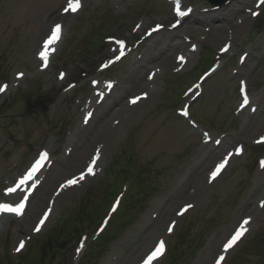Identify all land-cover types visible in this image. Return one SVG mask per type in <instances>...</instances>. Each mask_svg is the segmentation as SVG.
I'll return each mask as SVG.
<instances>
[{
    "label": "rangeland",
    "instance_id": "obj_1",
    "mask_svg": "<svg viewBox=\"0 0 264 264\" xmlns=\"http://www.w3.org/2000/svg\"><path fill=\"white\" fill-rule=\"evenodd\" d=\"M72 1L74 0H0V88L4 89L0 91V202L16 204L22 195H15L9 200L5 196L8 187L24 175L37 156L46 151L50 152L52 160L60 161L64 157L67 162L54 163L48 171L44 187L48 188L49 193L54 194L68 180L79 177L86 165L79 170L68 162L72 150L70 142L79 140L77 135L80 132L81 138L87 134L83 133V128L78 132L77 129L82 124V108L94 90L95 79L106 81L109 77L121 76L125 84L123 86L131 88L132 84H137L147 69L145 65L148 59L158 57L162 54L160 50H164L160 44V36L149 41V51L137 49V46L144 36L158 26H170L173 23L171 15L175 10V4L170 0H82L80 11L69 18L64 26V38L58 49L56 52L50 50L51 54L47 53L44 42L55 23L60 21L56 19L46 25L47 17L56 14L66 3ZM183 1L189 5H198L203 12L215 11V7L205 0ZM238 1L242 0H233L232 3ZM251 2L252 13H248L249 18L234 35L232 44L228 45L230 52L222 54L219 42L205 39L204 35L195 32V26L198 25H191L194 18L186 22L187 25L180 33L188 42H193L194 50L196 49L193 59L180 66L162 69L160 75L153 79V92L150 96L126 113L122 131L103 144L105 150L100 156L98 172L78 181L77 188L67 198L62 197L55 202L50 217H46L47 220L38 232L35 228L38 219L40 221L42 218L39 207L44 209L47 206L39 204L38 199L31 203L25 219L16 218L3 224L0 232V260L7 255V251L13 257L23 254L30 242L42 238L64 217L73 213L79 199L85 197L88 190L96 187L99 190L91 194H101L100 189L112 164L125 162L127 155H131L137 158L139 166H149L154 172L157 170L158 176L154 173L155 182L152 187L154 195L141 210L137 220L126 225L122 234L108 246L107 252L96 264H143L156 244L160 241L166 244L172 241L173 244L177 234L182 230L187 232L186 226L192 230L194 242L197 238L204 242L199 243L200 250L183 261L184 264L212 263L211 252L216 236L232 230L237 213L255 197L258 181L264 177V171L260 169L251 172L253 161L250 156L251 147L264 132V124L260 131L255 128L244 129L245 112L240 116L239 110L235 113L241 107L240 81L233 80L232 77L233 68L239 67L240 52L248 47L255 48L257 55L264 52V48L261 51V47H264V31L261 32V28L254 32L260 16L258 12L264 11V3L254 9L255 0ZM229 3L220 8L233 9L234 6ZM219 21H216L217 28L221 26ZM95 29L101 30L104 37L97 40L92 38L90 33ZM121 41L123 44L119 43ZM189 45L192 46V43ZM118 49L126 52L134 50L133 56L141 58L140 62H133L132 58L125 61L119 58L112 66L113 63L109 64V61L121 56ZM42 52L47 53L46 59L42 58ZM208 54L210 57L218 56L217 62L221 61L223 67L205 81V92L192 103V117L187 118L181 114L183 104L188 101V93L185 91L201 73L195 74L194 78L184 74ZM250 63L252 66L249 68L243 66L245 72H252L255 62L252 60ZM151 68L153 66L149 65L148 69ZM261 68L259 74L250 79L248 84L251 96L253 93L264 92V65ZM251 75L250 73L249 76ZM182 89H185L184 92ZM25 92L30 93V97L24 95ZM40 98L45 105V109L41 106L42 112L36 108ZM3 106L9 107L8 110L2 111ZM107 106L108 104L103 105V109ZM174 107L181 110L177 111ZM262 109L258 110L260 114L263 113ZM196 118L208 127L198 123V126L191 124ZM230 122L231 127H234L231 134L235 133L237 136L244 130L243 138L239 139L245 145V153L231 161L216 183L207 186L192 199L194 207L185 215L178 218L170 215L161 217L155 226L145 224L153 203L170 190L173 179L182 171L185 162L199 153L197 150L203 145L200 130L212 133V141H215L220 135H224L220 133L222 129L230 128ZM96 131L97 126H93L88 132V140ZM191 141L196 143V147L190 152L187 146ZM226 148L225 145L219 147L216 154L226 151ZM191 171L198 172L194 168ZM53 198L48 194L45 202L48 204ZM170 210L172 213L175 211L173 206ZM131 212L133 216L134 212ZM172 222L175 223V231H169ZM263 227L264 209L257 216L251 217L246 238L228 253L225 264H243L245 258L251 256H244L246 251L242 250L245 244ZM92 238L91 232L85 237L84 253ZM20 241H24V247L17 251ZM259 245L260 243H256V249ZM78 247H71L67 251L64 264L81 262L84 253L78 256L82 246ZM216 255L217 253L214 258ZM166 256L157 264H171Z\"/></svg>",
    "mask_w": 264,
    "mask_h": 264
},
{
    "label": "bare ground",
    "instance_id": "obj_2",
    "mask_svg": "<svg viewBox=\"0 0 264 264\" xmlns=\"http://www.w3.org/2000/svg\"><path fill=\"white\" fill-rule=\"evenodd\" d=\"M82 3V0H81ZM70 4L66 3L56 14H51L47 17L46 25H48L50 22L60 19L62 22H58L61 24V28L64 27L69 18L74 17V15L77 14V12L72 11L69 7ZM254 5V4H253ZM68 8V11H65V9ZM180 11L184 12V15H178L177 12L173 16L175 18H181L183 23L189 18L191 15L194 16V18H197L196 20H204L207 28H199L195 29V32H198L202 35L209 36L210 40H213L214 42H219L223 48L228 45L232 44V40L234 39V35L238 32V29L243 26V24L247 21L249 18L248 13L252 11V2L251 0H242L238 1L237 4L234 5V8L229 10L224 8L221 11H215L212 13L208 12H201L199 13L200 7L196 6L191 11L188 10V6L179 7ZM226 9V10H225ZM78 11V10H77ZM195 14H200V17H195ZM210 17L215 19L221 18V24H222V33L218 32L214 25V19H202V18ZM182 24L179 25V27L176 30H173V33L168 31L170 33H166L167 31H160L157 35L152 36H146L144 40L141 42V45H139L140 49H143L145 52L149 51L150 45L149 41L153 37L160 36L162 39L160 44L163 46L164 50L161 51V55L158 57H152L148 59V62L145 66H147L146 71L142 74V78L137 81L134 84H132V87L130 86H123L125 85L124 82H122L121 79H118L115 83H107L104 80L97 81L94 84L95 92L90 97L88 102L85 104L84 110V120L83 124L80 123L77 132L83 128V133H87L84 138L82 137V133H78L77 137L79 140H72L70 142L71 146V154H69L68 162L74 166V168L83 169V166L87 165L84 170L86 171L88 166H92L94 172L97 171L99 167V155L104 152L105 150V143H108L109 140H111L117 133L121 132L124 127V120L126 118V113L130 110H133L135 107L139 106L141 102H143L152 92H153V79H156L155 77L160 75V72L162 69L166 70L172 66H177L181 63H183L186 59L187 61L193 56V50L188 47L190 46L188 42L183 39L179 34L178 31L182 29L184 26ZM227 23V24H225ZM186 25V24H185ZM225 29V30H224ZM221 33V34H220ZM212 35V36H211ZM64 34L61 32L59 39L54 43V45L49 46L57 49L59 45L61 44V40L63 39ZM264 42V38L262 39ZM264 44V43H263ZM158 48V47H157ZM264 47H261V51ZM230 52L231 50L228 49ZM142 52V51H140ZM255 48H248L242 55L241 60L243 64H247L246 62L252 60L257 65V69L259 66L264 65V52L261 55H257L255 53ZM125 56L130 57L134 61L140 62L141 58H138L136 56H133L132 50L127 52ZM181 57L183 59H181ZM148 64L152 65L153 68L150 70L148 69ZM248 66H251V63L248 64ZM256 69V70H257ZM262 69V68H261ZM260 69V70H261ZM236 77H246V74L242 72V66H240L236 72ZM110 85V86H109ZM134 88V89H132ZM128 96V99L126 100L125 97ZM139 97L135 103L130 102L133 98ZM108 101V102H106ZM108 104V106L103 109V105ZM259 104L264 105V95H260L256 98V100H253L250 102V109L252 110L253 106ZM115 106V107H114ZM264 114V112H263ZM251 113L248 114L246 120L251 119ZM97 126V131L88 140V132L90 133V130L92 127ZM86 129V130H85ZM87 139V141H85ZM233 138L229 136L228 138H221L218 141H209L205 147H202V150L196 157H192V159L187 162L184 167L182 168V171L179 173L177 178H175L172 182L171 189L167 193H165L164 197L157 200L155 204L153 205L152 209L149 211L147 218L145 220V224L147 225H154L156 223L155 218L161 217L164 213L167 215H171L172 211L170 210V207L173 206V208L176 210L177 205H185L190 203L191 199L198 195L200 190L205 189L207 183L212 182L216 178L212 179L209 174L211 164L216 162L221 163L222 161L227 159L229 160V157H233L237 151V149L232 145L231 142ZM226 143L228 144L225 153L221 152L217 155V149L218 145L220 143ZM223 147V146H221ZM49 156V155H47ZM45 157L43 160V166L40 169V171L37 173L36 178L32 180V182H36L37 187L31 192L30 194V200L28 207L26 209V212L24 214V217L26 218V213L29 208V205L31 202H34L36 199H38L39 204L43 203L42 205H47L44 209L42 207H39V210L44 211V213L48 214V211L52 208V203L50 200L48 201V204L45 202L46 197L48 194L51 195V197H55V201L57 202L62 197L63 199L67 198L69 193H71L73 190H75L76 183L72 185H68L67 183L64 184L59 191L54 194H51V192H48V188L44 187V183L46 180V177L48 175L49 168H52V166L58 163H67L65 161L64 157L57 160H53V162L49 159V157ZM51 157V156H50ZM94 161V163H93ZM226 165V164H225ZM95 168V169H94ZM195 168L196 171H199L197 173H192L191 169ZM225 168V166H224ZM93 170L91 173H93ZM222 175L225 173L226 170L223 169ZM222 177V176H220ZM219 177V178H220ZM218 178V179H219ZM78 178L76 181H79ZM217 180V179H216ZM19 182V181H18ZM15 183L13 189H16L15 192L9 194L10 196H14V194H18L19 192H26L25 184L19 185ZM261 185L263 184L262 181ZM264 188V187H263ZM48 192V193H47ZM261 205H264V194L258 198L253 204V207L249 206L248 204H245L242 209L244 210V214L242 216H239L237 220L240 222L244 220V218L251 216L253 213H255L256 207L259 208ZM55 208V206H54ZM251 214V215H250ZM9 216L13 215H7L1 222H5L9 220ZM23 217V218H24ZM24 218V219H25ZM163 218H165L163 216ZM162 219V218H161ZM30 221L28 220L27 223ZM1 228V227H0ZM1 232V229H0ZM224 233V232H223ZM222 240H217V243L215 244V247L213 248V251L211 253V256H214V253L222 248L223 242ZM213 258V257H212Z\"/></svg>",
    "mask_w": 264,
    "mask_h": 264
},
{
    "label": "snow or ice",
    "instance_id": "obj_3",
    "mask_svg": "<svg viewBox=\"0 0 264 264\" xmlns=\"http://www.w3.org/2000/svg\"><path fill=\"white\" fill-rule=\"evenodd\" d=\"M69 7L71 8L72 11H75L79 7V4H78V2H74L73 4H70ZM68 10H69L68 8L65 9V11H68ZM177 14L183 16L184 12L180 11L179 9H177ZM60 31H61V25L56 24L54 26V28L52 29V31H51V35L44 42L45 49H48L51 44H54L59 39ZM119 43L123 44L122 41L119 42ZM120 51H121V55H123V49H121ZM41 56H42V58L46 59L47 53L46 52H42ZM119 58L120 57H117V59H119ZM181 59H183V58L181 57ZM3 90H4L3 88H0V91H3ZM242 91H243V89H242ZM138 99H140V98L139 97L133 98L130 102L135 103ZM247 103H248V99H247V96L245 94L244 98H243V104L246 105ZM184 114L187 115V113H184ZM205 135H207V134H205ZM261 139L264 140V137H262ZM239 152H240V149H237V153H239ZM46 156H47V153H42L40 155V158L37 161H35V163L33 164V166L29 170H27L26 174L21 176V178H20V180L18 182L19 185H23V184L27 183L28 181L32 180L33 174L41 167L42 161L45 159ZM93 163H94V161H93ZM226 163H227V159L225 158L224 161H222L221 163L216 165L215 169L213 171H211V173H210V176H211L212 179H214L218 175V173L225 166ZM88 171L92 172L91 166H89ZM80 178L83 179V174H81ZM76 182L77 181L75 179H72V180H68L66 183L68 185H72V184H74ZM7 191L9 193H13V192L16 191V189L9 188ZM26 199H27V197H25V200ZM24 206H25L24 200H21L20 203L16 204L15 206L8 205V204H0V211H9V212H13V213H16V214H20V212L24 208ZM190 207H191V205H186L185 208L182 209L181 213H179V214H183V212L186 211ZM45 219H46V216H45ZM247 223H248V220L247 219L244 220L243 224H247ZM43 224H44V219H41L39 221V224H37V226L35 228V231L38 232L40 230V226L43 225ZM171 230L172 229L169 228V231H171ZM244 231H246V229H244L243 225H241V227L236 230L235 234L231 236V238L227 241V243L224 244V246H223L224 250L226 251L229 248H231L237 242V240H239V238L243 235ZM23 247H24V241H20V245H19V247L16 250L19 251L20 248H23ZM163 247H164V242L160 241L159 245L155 248V251H153L147 257V260L145 261V264H149V262L151 260H153L158 254H160L162 252V250H163ZM223 259H224L223 256L219 257V260H223ZM217 264H219V261L217 262Z\"/></svg>",
    "mask_w": 264,
    "mask_h": 264
},
{
    "label": "trees",
    "instance_id": "obj_4",
    "mask_svg": "<svg viewBox=\"0 0 264 264\" xmlns=\"http://www.w3.org/2000/svg\"><path fill=\"white\" fill-rule=\"evenodd\" d=\"M108 199V198H104ZM95 202V200H94ZM108 204L106 200L101 203L100 210H94V208L88 207L89 205H94L93 203L87 205L86 207L80 208L73 218H69V220L64 222L60 227H56L53 231L48 233L43 237L39 244L36 245L38 255H32L34 249H31L25 256H22L21 259L17 262L18 264H47L46 261L50 257L52 258L53 254L60 247L62 248L66 239L72 236L73 233L81 230L82 226L86 225L88 227L91 226L92 221L100 215L102 209ZM261 249L264 248L263 243L259 245Z\"/></svg>",
    "mask_w": 264,
    "mask_h": 264
}]
</instances>
